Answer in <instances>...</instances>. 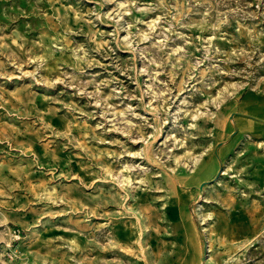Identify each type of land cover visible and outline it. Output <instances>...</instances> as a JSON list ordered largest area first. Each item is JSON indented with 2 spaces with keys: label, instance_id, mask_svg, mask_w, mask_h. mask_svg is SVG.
Segmentation results:
<instances>
[{
  "label": "rangeland",
  "instance_id": "374dc122",
  "mask_svg": "<svg viewBox=\"0 0 264 264\" xmlns=\"http://www.w3.org/2000/svg\"><path fill=\"white\" fill-rule=\"evenodd\" d=\"M0 264H264V0H0Z\"/></svg>",
  "mask_w": 264,
  "mask_h": 264
},
{
  "label": "bare ground",
  "instance_id": "6f19581e",
  "mask_svg": "<svg viewBox=\"0 0 264 264\" xmlns=\"http://www.w3.org/2000/svg\"><path fill=\"white\" fill-rule=\"evenodd\" d=\"M204 230H206V227L204 226ZM208 248H209V250H210V245L208 244Z\"/></svg>",
  "mask_w": 264,
  "mask_h": 264
}]
</instances>
